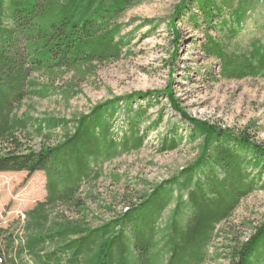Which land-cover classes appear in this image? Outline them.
<instances>
[{
  "label": "trees",
  "instance_id": "16d2710c",
  "mask_svg": "<svg viewBox=\"0 0 264 264\" xmlns=\"http://www.w3.org/2000/svg\"><path fill=\"white\" fill-rule=\"evenodd\" d=\"M259 1L181 0L175 17L193 3L206 23L227 10L220 23L228 24L234 38ZM139 2L0 0V172L42 171L46 179L45 199L24 212L22 234L0 226V264H205L217 226L243 198L264 189V146L247 130L232 133L190 116L167 88L171 107L190 125L188 140L201 139L197 158L121 210L109 207L113 215L96 226L86 216L71 218L58 210L67 206L82 213L83 183L98 179L105 162L140 149L144 136L158 128L162 116L140 130L147 111L158 104L156 92L112 97L70 119L33 120L18 111L28 96L59 94L69 101L99 64L118 60L130 41L118 19ZM202 47L218 61L220 77L264 79V42L239 50L207 35ZM70 72L59 91L55 81ZM33 126L46 137L56 129L62 133L56 143L34 149L25 142ZM169 133L160 138L159 152L182 142L176 127ZM228 249V264H264V218Z\"/></svg>",
  "mask_w": 264,
  "mask_h": 264
},
{
  "label": "rangeland",
  "instance_id": "374dc122",
  "mask_svg": "<svg viewBox=\"0 0 264 264\" xmlns=\"http://www.w3.org/2000/svg\"><path fill=\"white\" fill-rule=\"evenodd\" d=\"M180 2L140 0L123 12L118 21L123 24L121 34L130 38L126 52L116 61L99 64L91 76L78 83L79 93L69 101L59 94L43 99L28 96L23 100L18 115L33 120L44 116L70 119L112 97L156 92L158 104L147 111L140 130L144 131L145 125L162 116L158 128L144 136L140 149L105 162L98 179L85 182L80 188L79 196L85 209L80 213L75 208L59 207L65 216L78 219L86 216L84 221L90 227L96 226L110 218L113 209L121 210L129 200L135 201L143 190L169 178L197 158L201 139L188 140L190 125L171 107L163 93L167 88L190 116L232 133L247 130L253 140L264 146V79L220 77L218 61L209 57L202 47L207 35L239 50H245L256 40L264 42V0L256 3L248 13L234 38H231L228 24L220 23L223 17L227 19V10L206 23L196 3L188 5L175 17ZM71 74L55 81L54 86L59 91L65 88L64 81ZM32 77L45 80L39 73ZM140 103L145 104L144 100ZM175 127L182 142L173 151L159 152L160 138ZM34 128L29 129L31 137L25 141L34 149L56 143L62 133L56 129L46 137L35 133ZM45 181L42 171L0 172V226L11 225L12 230L22 234L24 212L45 199ZM171 208L170 205L163 213L162 223ZM263 218L264 189H259L243 198L233 215L217 226L205 264H228L226 254L231 240L248 237Z\"/></svg>",
  "mask_w": 264,
  "mask_h": 264
}]
</instances>
